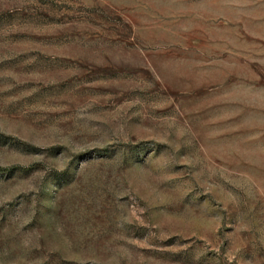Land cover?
<instances>
[{
    "label": "rangeland",
    "instance_id": "1",
    "mask_svg": "<svg viewBox=\"0 0 264 264\" xmlns=\"http://www.w3.org/2000/svg\"><path fill=\"white\" fill-rule=\"evenodd\" d=\"M0 264H264V0H0Z\"/></svg>",
    "mask_w": 264,
    "mask_h": 264
}]
</instances>
